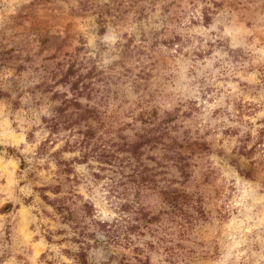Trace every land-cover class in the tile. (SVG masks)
<instances>
[{"label": "rangeland", "instance_id": "rangeland-1", "mask_svg": "<svg viewBox=\"0 0 264 264\" xmlns=\"http://www.w3.org/2000/svg\"><path fill=\"white\" fill-rule=\"evenodd\" d=\"M71 64L94 71L86 81L90 102L100 100L103 121L91 120L100 141L160 136L145 163L162 171L160 184L193 195L174 264H264V0H0V264H79L65 252L75 248L69 226L39 187L80 193L103 219L119 216L126 195L117 192H134L127 160L100 170L76 148L58 155L74 168L61 172L52 154L69 129L41 147L60 99L36 85ZM177 152L189 162L186 181ZM147 204L164 206L156 195ZM124 253L93 249L89 260ZM164 258L153 264H172Z\"/></svg>", "mask_w": 264, "mask_h": 264}, {"label": "trees", "instance_id": "trees-1", "mask_svg": "<svg viewBox=\"0 0 264 264\" xmlns=\"http://www.w3.org/2000/svg\"><path fill=\"white\" fill-rule=\"evenodd\" d=\"M93 74V69L82 73L71 64L54 83L44 79L36 85V88L43 92L53 91V99H60V102L53 106V115L45 118L50 136L41 147L44 148L45 144L50 142V138L61 129H69L70 133L64 145L52 154L56 157L61 172L69 174L74 168L71 161L57 158L58 155L63 151H74L76 148L81 151V158H77L79 161L88 162L92 157L99 162L100 170L108 168L113 171L111 167L116 165L115 159L127 160L132 169L128 175L129 181L135 185L134 192L131 197L125 192H117V196L126 195L124 200L115 202L119 216L103 219L99 217L95 204L85 200L80 193L69 191V195L61 196L60 185H47L38 189L42 191V198L53 208L55 214L69 226L72 235L67 239L75 248L66 249L65 252L79 264H92L89 256L93 249L104 248L115 252V249L120 247L129 253L122 254L120 258L112 254V264H153L152 257L155 254L164 256L165 262L174 264L182 254L178 248L181 246L180 242L176 238L184 239L187 230V223L183 220L182 214L187 212L185 206L190 205L194 197L178 188L160 184L157 175L162 171H156L145 163V147L160 141V136L146 132L137 134L135 140L115 141L110 144V140L100 141L103 136L99 134V128L91 123L94 118L97 122L102 120L100 100L90 102L94 87L92 82L86 81ZM58 84L68 86L67 90H56ZM82 98L88 99L89 102L82 101ZM120 152H124L125 155L120 156ZM177 155V167L186 181L190 175L189 162L181 152H177ZM94 175L101 176L99 172H94ZM122 184L126 186L127 181ZM48 190L58 196L50 197L46 193ZM153 195L161 198L164 203L157 212L147 204ZM47 239L51 241L53 238L47 236Z\"/></svg>", "mask_w": 264, "mask_h": 264}, {"label": "clouds", "instance_id": "clouds-1", "mask_svg": "<svg viewBox=\"0 0 264 264\" xmlns=\"http://www.w3.org/2000/svg\"><path fill=\"white\" fill-rule=\"evenodd\" d=\"M9 109H8V106H7V103L5 104V108H4V115L7 116L9 115ZM10 141H4L5 144L9 143Z\"/></svg>", "mask_w": 264, "mask_h": 264}]
</instances>
